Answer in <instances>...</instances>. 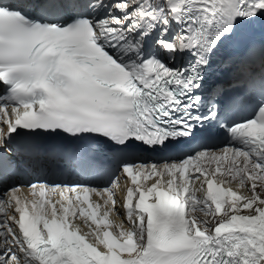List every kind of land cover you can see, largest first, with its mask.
Listing matches in <instances>:
<instances>
[{
    "label": "snow or ice",
    "instance_id": "obj_1",
    "mask_svg": "<svg viewBox=\"0 0 264 264\" xmlns=\"http://www.w3.org/2000/svg\"><path fill=\"white\" fill-rule=\"evenodd\" d=\"M261 20L264 0H0V264H264V70L209 83ZM61 133L103 138L106 184H7L19 138Z\"/></svg>",
    "mask_w": 264,
    "mask_h": 264
},
{
    "label": "bare ground",
    "instance_id": "obj_2",
    "mask_svg": "<svg viewBox=\"0 0 264 264\" xmlns=\"http://www.w3.org/2000/svg\"><path fill=\"white\" fill-rule=\"evenodd\" d=\"M257 34H263L264 35V20H261V21H258L257 23L255 24H252L251 25ZM264 70V69H261V71ZM213 148H217V146L213 147ZM152 162H161L157 159H149V163H152ZM150 183V182H149ZM235 187H237V185L233 184ZM198 186V185H197ZM238 191H240L238 189ZM243 191V190H242ZM123 195H120V197L118 198V203H119V207L117 208V210L120 212L121 216L123 217V214H124V209L121 207V203L123 201ZM198 196L202 195L201 193H197ZM112 219H115V217L113 216ZM117 223H120V221H116Z\"/></svg>",
    "mask_w": 264,
    "mask_h": 264
},
{
    "label": "rangeland",
    "instance_id": "obj_3",
    "mask_svg": "<svg viewBox=\"0 0 264 264\" xmlns=\"http://www.w3.org/2000/svg\"><path fill=\"white\" fill-rule=\"evenodd\" d=\"M236 185V184H235Z\"/></svg>",
    "mask_w": 264,
    "mask_h": 264
}]
</instances>
